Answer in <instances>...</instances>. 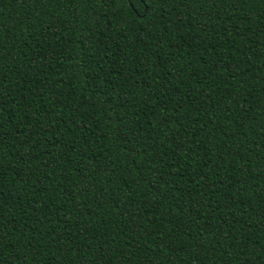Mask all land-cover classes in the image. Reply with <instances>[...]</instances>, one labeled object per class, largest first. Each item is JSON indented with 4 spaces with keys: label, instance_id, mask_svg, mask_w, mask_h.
Returning a JSON list of instances; mask_svg holds the SVG:
<instances>
[{
    "label": "trees",
    "instance_id": "obj_1",
    "mask_svg": "<svg viewBox=\"0 0 264 264\" xmlns=\"http://www.w3.org/2000/svg\"><path fill=\"white\" fill-rule=\"evenodd\" d=\"M0 57L6 264L264 255V0H0Z\"/></svg>",
    "mask_w": 264,
    "mask_h": 264
},
{
    "label": "snow or ice",
    "instance_id": "obj_2",
    "mask_svg": "<svg viewBox=\"0 0 264 264\" xmlns=\"http://www.w3.org/2000/svg\"><path fill=\"white\" fill-rule=\"evenodd\" d=\"M189 2H193V0H185V3H189ZM197 2H198V0H197ZM210 2H212V0H210ZM145 11H147V8H145ZM0 59H2V57H0ZM261 104H262V106H264V100L261 101ZM0 111H2V108H0ZM262 130H264V129H262ZM2 135H3L2 132H0V137H2ZM181 147H183V143L182 142L176 143V148L177 149L181 148ZM169 148H172L171 144L169 145ZM208 207L210 209L211 205L209 204ZM183 211H184V214L187 215V211L186 210H183ZM203 221H204V216L201 215L200 219L196 220L195 223L197 225H199V229L198 230L200 232H207L208 231V226L206 224H204ZM261 243H264V241H261ZM201 244H203V241H201ZM166 250L167 249H165V251ZM241 251L243 252L244 250L242 249ZM253 259L264 260V255H262L261 253H255V255L253 256L252 253L244 252L243 256L241 257V264H251ZM0 264H6V258L0 256ZM125 264H126V262H125Z\"/></svg>",
    "mask_w": 264,
    "mask_h": 264
}]
</instances>
